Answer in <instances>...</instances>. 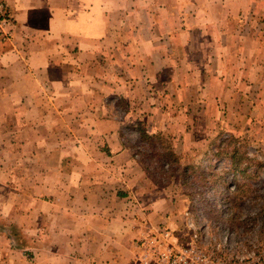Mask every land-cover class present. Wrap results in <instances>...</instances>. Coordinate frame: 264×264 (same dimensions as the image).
I'll use <instances>...</instances> for the list:
<instances>
[{
  "label": "crops",
  "instance_id": "obj_1",
  "mask_svg": "<svg viewBox=\"0 0 264 264\" xmlns=\"http://www.w3.org/2000/svg\"><path fill=\"white\" fill-rule=\"evenodd\" d=\"M1 1L0 264H127L129 129L264 125V0Z\"/></svg>",
  "mask_w": 264,
  "mask_h": 264
},
{
  "label": "rangeland",
  "instance_id": "obj_2",
  "mask_svg": "<svg viewBox=\"0 0 264 264\" xmlns=\"http://www.w3.org/2000/svg\"><path fill=\"white\" fill-rule=\"evenodd\" d=\"M12 25L13 16L0 0L1 41L10 40ZM227 124L195 127L193 134H184L179 125L129 129L137 154L131 176L139 177L135 197L140 201L130 214L139 216L153 200L161 218L136 227L127 264L144 249L194 235L207 247L226 239L234 254L264 249V125L249 118L242 125Z\"/></svg>",
  "mask_w": 264,
  "mask_h": 264
},
{
  "label": "built area",
  "instance_id": "obj_3",
  "mask_svg": "<svg viewBox=\"0 0 264 264\" xmlns=\"http://www.w3.org/2000/svg\"><path fill=\"white\" fill-rule=\"evenodd\" d=\"M206 245L196 235L184 242L174 239L168 245L144 249L133 264H264V249L234 254L226 239L214 246Z\"/></svg>",
  "mask_w": 264,
  "mask_h": 264
}]
</instances>
